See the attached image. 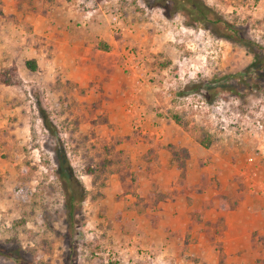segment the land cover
Masks as SVG:
<instances>
[{"label": "rangeland", "instance_id": "1", "mask_svg": "<svg viewBox=\"0 0 264 264\" xmlns=\"http://www.w3.org/2000/svg\"><path fill=\"white\" fill-rule=\"evenodd\" d=\"M203 1L264 49V0ZM24 5L51 39L27 14L11 15L18 28L0 16V80L7 70L12 83L0 86V246L29 264H264V68L248 69L252 53L158 0H72L74 13L64 0H0V14ZM66 29L86 46H66ZM48 42L55 60L27 71ZM167 146L188 151L182 172ZM58 152L85 191L72 236Z\"/></svg>", "mask_w": 264, "mask_h": 264}, {"label": "trees", "instance_id": "2", "mask_svg": "<svg viewBox=\"0 0 264 264\" xmlns=\"http://www.w3.org/2000/svg\"><path fill=\"white\" fill-rule=\"evenodd\" d=\"M158 1L159 7L170 12L172 15L179 14L183 16L187 21V24H198L205 26L207 27L206 29L209 30V32H211L214 36L248 49L252 53L253 58V63L248 67L249 70L252 69L255 73H259L260 70L264 68V49L262 50L259 45H256L252 41L246 39L236 26L224 20L222 16H220L214 9L207 6L203 0ZM98 47L99 50L103 52H109V46L106 44H99ZM24 67L29 72H35L37 70L36 61L34 59L26 60L24 62ZM1 74L3 79L0 80V83L4 86H10L12 84L11 75L7 72V70H4L1 72ZM42 120L45 128L49 130L52 129L53 126L46 116L43 115ZM171 120L175 124L180 125L181 121L179 116L173 115ZM196 141L202 148L208 149L213 143V138L204 132V134L196 137ZM168 148L171 152L172 161L178 167L183 168V158L187 159L189 157L188 151L184 148H175L174 146H169ZM181 153L183 154V157H181ZM56 167L57 175L61 182L64 193L63 211L66 217V231L68 234H71L70 236H72L77 233L75 232L74 227L78 220L81 203L85 198V191L81 183L74 177L73 170L64 152H58L56 158ZM89 172L91 174V170H89ZM151 196H155L161 201L165 199V195L162 193L154 194L153 192ZM235 205L232 207H235ZM130 207L132 208L133 206ZM221 207L224 206L221 205ZM23 255L24 253L21 248H7L6 246H0V256L10 258L18 264H29V262L25 259V255Z\"/></svg>", "mask_w": 264, "mask_h": 264}, {"label": "crops", "instance_id": "3", "mask_svg": "<svg viewBox=\"0 0 264 264\" xmlns=\"http://www.w3.org/2000/svg\"><path fill=\"white\" fill-rule=\"evenodd\" d=\"M26 1H27V4H29L30 6H33V3H34L35 0H26ZM46 1H51V0H46ZM64 3H66L68 6H70L72 4V0H64ZM34 6H35V4H34ZM34 6L29 8L28 5L27 6L24 5L23 7H18L19 9H17V11H13V10H10V8H7V10H5L3 12L1 11L0 16L3 15L4 21L6 22L7 25H9V28H13V27L18 28L19 27L18 23H12L11 22L12 19H13V18H11L12 17L11 15H17V13H18V14H21L22 16H24V15L27 14L26 16H27V19H28V22H29L30 31L33 33V35H38V36H42V37H49L51 39V36H49V33H50L49 30L51 28L47 24V20H46V23L43 22L44 19H45V14H43V13H35ZM73 10H74L73 5H71V8H70L69 12L74 13L75 11H73ZM54 12L56 13L58 11L54 9ZM11 26H13V27H11ZM5 28H7V27H5ZM52 29H53V27H52ZM46 32H48V34ZM64 33H65L66 37L70 36V38H71L70 41L68 40V41L65 42L66 46H68L69 48H71V47L80 48V47H85L86 46V42L84 41V39L78 38V37L77 38H72L73 37V33H72L71 30L66 29ZM78 42H80V43H78ZM22 44H24V41L21 42V45ZM25 44H26V41H25ZM56 44L57 43L54 42L53 46L55 47ZM46 46H47V48H46L47 50L44 49V48H41L40 46L38 48L33 46L32 47V52H31V56L29 58H26V60L34 59L36 61V64H37V68L39 67L40 60H43L44 57H46L45 60L47 62L55 60V58L57 57V54L54 53L52 49H50L51 43L48 42ZM2 85L3 84L0 83V86H2ZM169 140L172 142L173 145L178 143L177 139H169ZM180 141H181L180 147H185V148L188 147L187 144H184V143H187V141L184 138V136L181 137ZM169 154H170V162L174 163L172 161V159H171V152H169ZM172 168H174V167H168L170 172L173 171ZM178 168H180V167H178ZM182 169L183 168H180L181 172H182ZM190 174H191V172H190ZM199 179L200 178H198L197 181H194L192 183L194 185H199ZM197 187H199V186H196V188ZM168 198H169V196L167 194H165V199L162 200L161 202L166 201ZM257 200L258 201L259 200H263L262 202H264V198L260 197V196H257ZM257 204H258V202H257ZM260 205H262L264 207V203H261ZM241 209H243L242 206H241ZM179 211H177V215L175 216L176 221H179V216H178V215H180ZM225 223L226 224H232L233 222H231L230 220H227V222L225 221Z\"/></svg>", "mask_w": 264, "mask_h": 264}]
</instances>
